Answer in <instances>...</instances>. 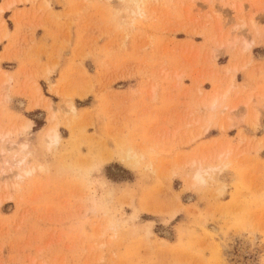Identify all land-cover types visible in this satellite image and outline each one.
Here are the masks:
<instances>
[{"label":"rangeland","instance_id":"obj_1","mask_svg":"<svg viewBox=\"0 0 264 264\" xmlns=\"http://www.w3.org/2000/svg\"><path fill=\"white\" fill-rule=\"evenodd\" d=\"M133 2L0 0V264H264V0Z\"/></svg>","mask_w":264,"mask_h":264},{"label":"clouds","instance_id":"obj_2","mask_svg":"<svg viewBox=\"0 0 264 264\" xmlns=\"http://www.w3.org/2000/svg\"><path fill=\"white\" fill-rule=\"evenodd\" d=\"M146 8H147V4L145 2V0H135V4L133 6V9L129 12L128 18L126 20L121 21L119 19V17L121 16V13L117 12L116 13V19H117V28L118 30L125 32V34H127V32L134 28L137 21L139 20H143L146 17ZM127 38V37H126ZM213 108L215 107V102H213ZM134 155V154H133ZM224 155L222 154L220 159L223 160ZM147 170H150L147 169ZM218 169H209L205 172L198 173L193 179H194V187H207L209 185L210 182H214L212 173L217 171ZM116 223L115 222H110L108 225L109 230L111 231H115L116 230ZM101 247H103V245H101ZM102 264V261H101Z\"/></svg>","mask_w":264,"mask_h":264},{"label":"bare ground","instance_id":"obj_3","mask_svg":"<svg viewBox=\"0 0 264 264\" xmlns=\"http://www.w3.org/2000/svg\"><path fill=\"white\" fill-rule=\"evenodd\" d=\"M132 1H135V0H132ZM133 3H134V2H133ZM134 4H135V3H134ZM38 92H39V90H38ZM213 102H214V101H213ZM213 102H212L211 105H213ZM72 109H73V108H72ZM73 110H74V109H73ZM73 110H72V111H73ZM49 118H50V117H49ZM51 119H52V117H51ZM51 119H50L49 121H51ZM55 125H56V124H55ZM47 126H48V128L46 129V136H47V138H50V139L53 138L54 140H57L58 137H59V136H58V133H57V130H56V126H57V125L54 126V124H52V125L50 126V125L48 124ZM47 126H46V127H47ZM26 145H27V144H26ZM24 147H25V145H24L23 147L21 146L22 149H25ZM25 152H26V151H25ZM126 154H127V153H126ZM126 154H125V157H121V156H120V158H121V159H120V162H122V163H123L124 165H126V167H127V166L130 165V164H129L130 161H129L128 159H129L131 156H133V155L130 156L129 153H128L127 155H126ZM110 157H111V156H110ZM110 157H109V158H110ZM118 158H119V157H118ZM22 159H23V158H20V159L17 160V161H18V163H17V167H18V168H20V166L23 164ZM131 159H132V157H131ZM110 160H112V159H110ZM131 162H132L131 165L134 166L135 163H134L133 161H131ZM133 166H132V167H133ZM23 172H24L25 174H29V173H30V171H28V170H23ZM197 174H198V173H196L195 176H196ZM193 178H194V177H193Z\"/></svg>","mask_w":264,"mask_h":264}]
</instances>
